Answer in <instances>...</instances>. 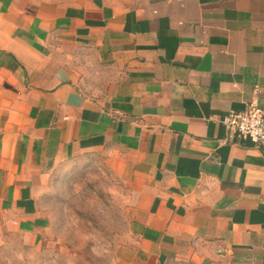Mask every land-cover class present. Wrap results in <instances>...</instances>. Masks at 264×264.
<instances>
[{
	"label": "crops",
	"instance_id": "0c3cea01",
	"mask_svg": "<svg viewBox=\"0 0 264 264\" xmlns=\"http://www.w3.org/2000/svg\"><path fill=\"white\" fill-rule=\"evenodd\" d=\"M254 96L264 0H0V250L97 152L130 194L115 264H264V149L220 124Z\"/></svg>",
	"mask_w": 264,
	"mask_h": 264
},
{
	"label": "rangeland",
	"instance_id": "374dc122",
	"mask_svg": "<svg viewBox=\"0 0 264 264\" xmlns=\"http://www.w3.org/2000/svg\"><path fill=\"white\" fill-rule=\"evenodd\" d=\"M105 160L88 152L59 164L46 179L50 222L39 243L7 244L0 264H115L117 246L128 238L130 194Z\"/></svg>",
	"mask_w": 264,
	"mask_h": 264
},
{
	"label": "built area",
	"instance_id": "2783aa9c",
	"mask_svg": "<svg viewBox=\"0 0 264 264\" xmlns=\"http://www.w3.org/2000/svg\"><path fill=\"white\" fill-rule=\"evenodd\" d=\"M220 124L236 137L248 139L256 147L264 149V111L255 96L241 111L225 114Z\"/></svg>",
	"mask_w": 264,
	"mask_h": 264
}]
</instances>
